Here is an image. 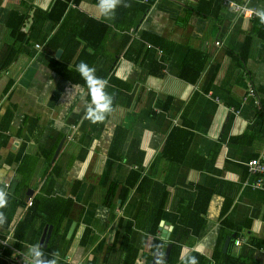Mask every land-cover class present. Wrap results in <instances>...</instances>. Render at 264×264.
I'll list each match as a JSON object with an SVG mask.
<instances>
[{"label":"crops","instance_id":"1","mask_svg":"<svg viewBox=\"0 0 264 264\" xmlns=\"http://www.w3.org/2000/svg\"><path fill=\"white\" fill-rule=\"evenodd\" d=\"M127 2L105 23L97 0H0V187L21 183L25 203L9 229L0 227V240L12 237L0 257L11 251L9 263H27L28 248L40 244L45 223L22 242L13 232L38 197L70 202L60 264H126L133 255L134 264H167L169 244L180 249L174 264L187 255L264 264V190L249 174L252 159L264 161V25L249 9L264 0ZM37 9L41 30L12 38L10 18L28 16L27 33ZM82 61L115 96L102 123L85 118L80 98L69 100L84 84ZM132 170L150 192L134 188L111 210L109 185L123 186Z\"/></svg>","mask_w":264,"mask_h":264},{"label":"trees","instance_id":"2","mask_svg":"<svg viewBox=\"0 0 264 264\" xmlns=\"http://www.w3.org/2000/svg\"><path fill=\"white\" fill-rule=\"evenodd\" d=\"M57 2H59V0H57ZM53 9L54 8H52V10H50L48 13L47 12L44 13L42 10H38V9L35 10L34 16L32 17L31 20L32 24L27 33L23 32L22 29L27 27L28 16L20 15L19 13L18 14L16 13V16H12L7 24V28L10 31V36H12V38L15 39H17V37H22L24 40H30L41 30L42 24L36 22V17L40 16L43 12L42 15H44L43 16L44 20H47V17L49 18V13L52 12ZM42 33H44V31ZM55 38L56 36L52 37V39ZM112 156H114V158L117 159L120 158L119 153L117 155H112ZM141 176H142L141 173L132 170L130 177L126 180V183L123 186L120 187L117 183L111 182V184L107 189L106 197L103 200L104 205L111 208V210L115 209L117 205L122 207V205L127 200V197L131 194L134 188H136L137 191L141 190L144 196L147 195V193L150 192L152 183L148 178L143 177L141 179ZM21 187L22 184L20 183L18 189H16L17 191H15L14 194H10V190L8 191V206L7 208L3 209V211L7 216V223L2 228L9 229L18 208L25 206V203L23 202V197H20L18 193V190L21 189ZM118 201H120V203H118ZM160 201L162 202V199H160ZM68 203L70 202L66 201L65 202L66 205L59 206L58 198L48 199V200H39L38 197H35L34 199L32 198V206L29 207L25 217L14 227L13 232L16 242L25 241L29 231L36 230V226L39 223H45L49 226H53V234L51 236L48 247L43 251L45 252L46 255L49 253H56L57 250L56 247L58 246L59 243L58 241L60 239L63 223L70 212V206L69 207L67 206ZM163 203L165 204V201ZM230 203L231 202L226 204L225 206L226 208L224 210L225 212L228 211L230 207ZM164 204H161V206H159L158 209L154 208L156 212V216H153V220H154L153 222L155 224L154 226L155 229L153 230V232L158 229L161 220V214L165 208ZM185 229L186 228L184 226V230ZM87 234L88 233H86V235ZM180 236L181 235L178 236L176 240V244L177 243L180 244L181 242ZM127 242H124V240L122 241L121 243L122 248L124 246L126 248V251L128 252L130 251V249L134 250L132 246L129 247ZM21 247H22L21 244L15 243L16 249H21ZM128 252H126V254H128ZM6 253L8 254H3L0 257V264H12L8 262L11 251H6ZM179 254H180V249L179 248L177 249L174 244L167 264H174L177 261ZM135 258L136 255L135 256L133 255L132 258L130 257L131 261L126 259L125 261L126 264H134ZM225 262H226L225 264H231L229 257L227 256L225 257Z\"/></svg>","mask_w":264,"mask_h":264},{"label":"clouds","instance_id":"3","mask_svg":"<svg viewBox=\"0 0 264 264\" xmlns=\"http://www.w3.org/2000/svg\"><path fill=\"white\" fill-rule=\"evenodd\" d=\"M119 7L129 8L131 4L127 0H97L96 9L103 22L108 23L115 19L116 10ZM249 14L254 15L261 25H264V7L249 9ZM84 84L74 85V92L70 96V103L76 98L85 102V118L90 123H102L114 111V94L106 91L108 81L96 75V69L86 62H80L76 66ZM6 187H0V227L7 223V216L3 209L8 206V192ZM27 264H60L57 253L45 254L42 246L37 243L27 250ZM160 264H164L163 260ZM181 264H199L195 255L184 256Z\"/></svg>","mask_w":264,"mask_h":264},{"label":"built area","instance_id":"4","mask_svg":"<svg viewBox=\"0 0 264 264\" xmlns=\"http://www.w3.org/2000/svg\"><path fill=\"white\" fill-rule=\"evenodd\" d=\"M38 47V46H37ZM255 93L254 89H250V94L253 95ZM249 174L251 176V182L256 188H261L264 190V161L260 158H255L252 159L250 164H249ZM7 192L11 188V184L7 183L5 184ZM28 206H32V198L29 199L28 201ZM12 237L11 235H6L5 238H2L0 240V243L4 247H9L10 246V241ZM242 243L241 240H238L236 242V245H240ZM22 264H27V263H22Z\"/></svg>","mask_w":264,"mask_h":264},{"label":"water","instance_id":"5","mask_svg":"<svg viewBox=\"0 0 264 264\" xmlns=\"http://www.w3.org/2000/svg\"><path fill=\"white\" fill-rule=\"evenodd\" d=\"M60 54V51L57 53V55ZM62 147V144L58 147V149L56 150V154H55V157L58 155V153L60 152V149ZM16 187H17V182H13L11 184V188H10V194H14L15 191H16ZM52 229L53 227L49 225L45 227L44 231H43V235L41 237V241H40V245L44 248L47 247V244L50 240V237H51V232H52ZM161 230H163V228H161ZM164 233H162L163 236H167L168 232L164 229L163 231ZM235 235H233L232 237H234ZM232 237H228L226 239V242H225V245H224V252H226V250L228 249L229 247V244H230V241H231V238ZM172 249V245L169 244L168 245V248H167V251H166V256H165V259L168 260V257H169V254H170V251Z\"/></svg>","mask_w":264,"mask_h":264}]
</instances>
